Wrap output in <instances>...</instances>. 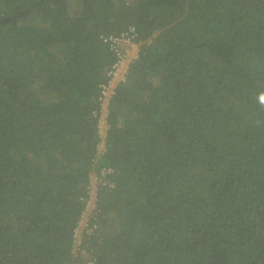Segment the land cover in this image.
Listing matches in <instances>:
<instances>
[{"label": "trees", "instance_id": "1", "mask_svg": "<svg viewBox=\"0 0 264 264\" xmlns=\"http://www.w3.org/2000/svg\"><path fill=\"white\" fill-rule=\"evenodd\" d=\"M130 26L95 159L103 36ZM261 93L264 0H0V264H264Z\"/></svg>", "mask_w": 264, "mask_h": 264}, {"label": "built area", "instance_id": "2", "mask_svg": "<svg viewBox=\"0 0 264 264\" xmlns=\"http://www.w3.org/2000/svg\"><path fill=\"white\" fill-rule=\"evenodd\" d=\"M136 32L132 26L127 30H123L119 34H107L103 36V40L109 44V46L116 53V59L107 70L109 76V85L104 90V95L101 97V106L97 114V132L100 137L96 158L102 154L106 149L105 137L109 128L108 122V103L111 97L112 88L116 82L120 79H124L129 69L130 63L137 57L139 50V42L135 39ZM112 171L109 166H102L97 170H93L89 174V183L87 186V194L85 197V207L81 211L80 217L74 227L73 237L75 240L74 252L84 251L81 248L85 238L90 237L98 230V222L96 212L98 210V188L100 185L108 184L113 186L114 182L107 179V174Z\"/></svg>", "mask_w": 264, "mask_h": 264}, {"label": "clouds", "instance_id": "3", "mask_svg": "<svg viewBox=\"0 0 264 264\" xmlns=\"http://www.w3.org/2000/svg\"><path fill=\"white\" fill-rule=\"evenodd\" d=\"M258 100L261 104H264V93L259 94Z\"/></svg>", "mask_w": 264, "mask_h": 264}]
</instances>
